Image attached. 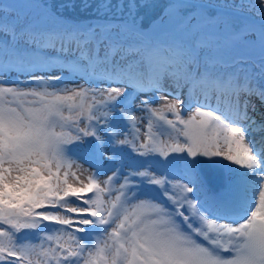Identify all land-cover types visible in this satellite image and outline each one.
Returning a JSON list of instances; mask_svg holds the SVG:
<instances>
[{
    "label": "snow or ice",
    "instance_id": "6c2138e0",
    "mask_svg": "<svg viewBox=\"0 0 264 264\" xmlns=\"http://www.w3.org/2000/svg\"><path fill=\"white\" fill-rule=\"evenodd\" d=\"M0 264H264V0H0Z\"/></svg>",
    "mask_w": 264,
    "mask_h": 264
}]
</instances>
